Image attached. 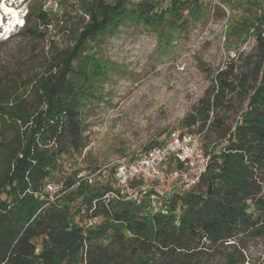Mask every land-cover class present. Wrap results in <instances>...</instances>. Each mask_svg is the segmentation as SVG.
Returning <instances> with one entry per match:
<instances>
[{"label":"trees","instance_id":"trees-1","mask_svg":"<svg viewBox=\"0 0 264 264\" xmlns=\"http://www.w3.org/2000/svg\"><path fill=\"white\" fill-rule=\"evenodd\" d=\"M197 5L195 0H169L165 7L151 2L94 0L86 8L88 19L83 17L73 53L56 65L57 74L40 79L39 104L32 111L19 103L8 105L0 91V135L11 126L12 118L24 127L13 143L0 137V151L6 156L0 173V264H170L173 260L175 264H192L180 251L192 240L206 239L214 244L237 232L264 227V198L251 195L259 191V185L251 180L252 170L264 167L261 37L259 81L233 126L227 127L223 145L212 144L202 151L208 156L207 166L192 188L159 196L155 184L148 188L138 180L132 185L138 190L130 196L109 181L97 186L64 173L60 190L80 196L73 209L56 207L44 190L46 181L64 170V157L80 153L88 143L81 113L101 65H91L86 55L79 65L82 69L74 70L73 62L86 44L99 40L105 32L113 34L128 20L154 29L161 26L163 34L171 36L180 24L195 19ZM27 14L23 25L30 16L38 25L50 22L42 6L29 5ZM38 25L27 29L31 35L40 34ZM71 74L81 79L70 78ZM228 78L223 70L215 75L217 89L181 119L183 126L222 129L224 122L217 115L212 118L210 112L223 108L225 93L234 84ZM204 137L209 140L208 134ZM163 141L152 139L130 159ZM199 184H204V190L196 188Z\"/></svg>","mask_w":264,"mask_h":264},{"label":"rangeland","instance_id":"rangeland-1","mask_svg":"<svg viewBox=\"0 0 264 264\" xmlns=\"http://www.w3.org/2000/svg\"><path fill=\"white\" fill-rule=\"evenodd\" d=\"M11 1L17 11L29 5L42 6L50 21L38 25L35 17L30 16L27 23L19 29L15 27L7 39L0 40V91L5 93L8 105L19 103L32 111L39 104L40 79L57 74L56 65L73 53L83 17L88 19L86 8L94 0ZM130 1L151 2L160 7L169 3V0ZM195 1L198 2L195 19L180 24L173 35L165 36L161 26L154 29L142 22L123 21L113 34L105 32L99 40L88 42L73 62L74 70L78 71L88 55L86 61L101 65L100 70L96 68L101 73L93 77L89 90L92 95L81 113L84 135L88 138L86 147L61 159L62 173L46 181L44 190L56 207L68 205L73 209L80 201L79 195L67 193L70 190L66 194L60 190L65 179L62 175L74 180L92 175L93 185L109 181L112 187L118 186L113 177L114 162L129 160L152 139L167 140L174 133L201 132L202 154L207 146L223 145L227 127L233 126L259 81L264 0ZM35 25L40 34L33 36L27 29ZM221 70L234 83L225 93L223 108L210 112L212 118L217 115L224 122L222 129L183 126L181 119L213 88L217 89L214 78ZM70 78L81 79L75 74ZM10 120L11 126L0 137L13 143L24 127L14 123V118ZM5 158L0 151V173ZM252 173L251 180L259 185V191L251 195L264 198V167H257ZM134 184L135 181L130 182L125 189L136 193ZM143 184L149 188L155 183ZM196 188L202 191L205 186L199 184ZM177 190L183 192L180 182L174 181L167 193ZM83 219L89 224L88 218ZM37 244L39 249L40 243ZM180 251L187 254L192 264H264V227L237 232L214 244L194 239ZM175 263L173 260L170 264Z\"/></svg>","mask_w":264,"mask_h":264},{"label":"built area","instance_id":"built-area-1","mask_svg":"<svg viewBox=\"0 0 264 264\" xmlns=\"http://www.w3.org/2000/svg\"><path fill=\"white\" fill-rule=\"evenodd\" d=\"M12 5L11 0H5ZM20 3L25 0H18ZM21 23L16 26L18 29L23 26L27 8L19 9ZM8 15L4 16V22H8ZM13 29V30H14ZM13 30H5L0 24V40L7 39ZM201 132L174 133L169 139L152 147L151 149L137 155L133 159H117L113 165V177L118 185L128 188L132 181L143 180L155 183V193L159 196L165 195L171 187V183L179 181L182 190H189L201 178L204 173L208 158L201 153ZM169 162L177 166L169 165ZM170 167V170L166 169ZM89 182L92 175L85 177ZM52 188L51 184H47ZM128 193L129 191L125 189ZM130 196L133 193L129 192Z\"/></svg>","mask_w":264,"mask_h":264},{"label":"bare ground","instance_id":"bare-ground-1","mask_svg":"<svg viewBox=\"0 0 264 264\" xmlns=\"http://www.w3.org/2000/svg\"><path fill=\"white\" fill-rule=\"evenodd\" d=\"M8 15V22H4V16ZM22 21L21 16L18 14L17 9L12 5L7 4L5 0H0V24L5 30H13V26L20 24Z\"/></svg>","mask_w":264,"mask_h":264}]
</instances>
